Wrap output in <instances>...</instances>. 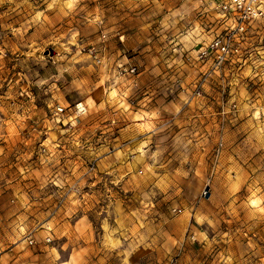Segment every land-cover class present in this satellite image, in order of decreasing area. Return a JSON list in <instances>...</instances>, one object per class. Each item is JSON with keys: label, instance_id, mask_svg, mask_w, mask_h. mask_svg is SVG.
Returning a JSON list of instances; mask_svg holds the SVG:
<instances>
[{"label": "rangeland", "instance_id": "374dc122", "mask_svg": "<svg viewBox=\"0 0 264 264\" xmlns=\"http://www.w3.org/2000/svg\"><path fill=\"white\" fill-rule=\"evenodd\" d=\"M219 29L199 0H0V264H264V24L196 94Z\"/></svg>", "mask_w": 264, "mask_h": 264}, {"label": "built area", "instance_id": "2783aa9c", "mask_svg": "<svg viewBox=\"0 0 264 264\" xmlns=\"http://www.w3.org/2000/svg\"><path fill=\"white\" fill-rule=\"evenodd\" d=\"M202 4V12L208 9L214 14L215 22L220 29L204 41L196 50V58L201 64L199 78L193 83L192 91L196 94L202 90V83L212 74L223 76L228 71H238L243 63L245 55L241 46L248 35L255 31L258 24H264V0H199ZM102 36L104 34H101ZM91 57L99 63L101 57L96 54L93 47L88 48ZM232 66V67H231ZM113 70L117 75H136V65L128 63H116ZM222 91V89H221ZM62 106H57L61 110ZM75 113H82L84 105L78 101L74 103ZM220 142H218V145ZM218 147H216V150ZM208 190H203L204 196ZM27 243L33 239L29 234L25 236ZM48 240V237H45Z\"/></svg>", "mask_w": 264, "mask_h": 264}]
</instances>
